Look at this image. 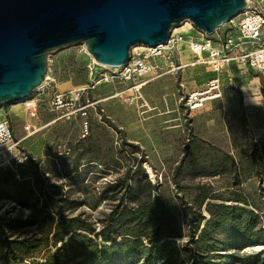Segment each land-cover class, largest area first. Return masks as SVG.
Listing matches in <instances>:
<instances>
[{
	"label": "rangeland",
	"instance_id": "1",
	"mask_svg": "<svg viewBox=\"0 0 264 264\" xmlns=\"http://www.w3.org/2000/svg\"><path fill=\"white\" fill-rule=\"evenodd\" d=\"M257 1L264 10V0ZM226 24L219 29L228 31ZM196 32L190 35L195 36ZM137 47L136 52L148 51ZM185 55L189 57L185 63L190 66L182 75L155 73L139 92L132 90L128 83L102 84L100 87L113 85L116 89L112 87L104 93L105 97L99 96L102 101L87 109L86 119L77 114L71 120H63L57 117L61 114L49 112L51 98L88 84V67L92 63L85 46H66L50 57L47 84L33 96L42 107L43 118L38 127L45 126L36 136L25 138L21 103L0 107V114L10 112L18 141L34 158L33 163L20 166L16 171L0 163V217L5 225L11 224L5 227V235L14 242L28 240V244L35 247L29 256L12 264H44L54 252L50 242L49 211H41L46 199H68L71 207L67 208L68 215L81 216L100 229V221L123 195L119 193L115 197V191L107 194L105 191L110 184L123 181L129 170L133 176L138 161H142L150 181L157 183L163 194L179 208V226L183 234L180 242L189 239L182 200L194 204L201 187L206 188L210 198L231 197L234 188L227 166L225 172L219 174L212 161L220 156L225 158L219 150L233 153L238 148L244 151L251 140L264 141V78L251 71L245 73V81L238 79L231 85L227 75L222 74L226 86L223 99L190 112L183 98L186 93L202 88L197 75L202 73L205 79L204 72L210 68L197 63L191 51ZM107 70L108 67H97L99 73ZM210 73L207 81L212 77ZM99 94L102 93L97 90L96 99ZM146 166L152 168L154 181ZM242 187L253 201L263 202L258 179H249ZM38 215L46 217L47 222L38 224ZM238 253L240 257L250 254H263L264 257V245L255 242ZM210 261L217 264L239 262L228 256ZM118 263L128 264L116 260L105 264Z\"/></svg>",
	"mask_w": 264,
	"mask_h": 264
},
{
	"label": "trees",
	"instance_id": "2",
	"mask_svg": "<svg viewBox=\"0 0 264 264\" xmlns=\"http://www.w3.org/2000/svg\"><path fill=\"white\" fill-rule=\"evenodd\" d=\"M246 147L233 153L219 150L225 158L212 161L219 174L227 166L234 188L231 197L210 198L206 188L201 187L194 204L182 200L189 231L185 243L180 242L183 234L179 208L157 183L150 181L142 161L135 165L133 176L129 170L123 181L108 186L105 194L115 191V197L123 195L100 221V229L81 216L68 215V199H46L41 211H49L54 252L44 264H105L109 260L128 264H217L211 258L225 256L238 264H264L263 254L238 255L252 243L264 245V200L253 201L242 187L245 181L258 179L264 199V141L251 140ZM46 222V217L38 215V224ZM6 226L11 224L5 225L0 217V264L19 262L35 248L25 239L10 241L5 235ZM222 251L226 254H220Z\"/></svg>",
	"mask_w": 264,
	"mask_h": 264
},
{
	"label": "water",
	"instance_id": "3",
	"mask_svg": "<svg viewBox=\"0 0 264 264\" xmlns=\"http://www.w3.org/2000/svg\"><path fill=\"white\" fill-rule=\"evenodd\" d=\"M246 0H0V107L24 102L46 82L50 57L84 43L99 65L119 68L134 46L166 45L190 21L213 35Z\"/></svg>",
	"mask_w": 264,
	"mask_h": 264
},
{
	"label": "built area",
	"instance_id": "4",
	"mask_svg": "<svg viewBox=\"0 0 264 264\" xmlns=\"http://www.w3.org/2000/svg\"><path fill=\"white\" fill-rule=\"evenodd\" d=\"M246 1L247 7L244 12L226 24L228 31L218 29L209 36L191 22L189 32L176 33L173 29L166 45L150 48L145 53L132 49L129 62L119 68L108 67L109 70L99 73L97 71L99 64L92 59L88 67L89 83L78 89L55 94L50 100L49 112L54 115L61 114L57 117L63 120H71L77 114L86 119L87 109L102 101L95 98V92L102 84L128 83L132 90L139 92L155 73L182 75L183 70L190 66V63L182 61L183 52L187 48L196 56L197 63L207 65L214 73L201 89L185 94L184 105L190 112L223 99L225 85L221 75L225 70L227 80L232 85L237 82L238 77L234 75L233 67L243 73L254 71L264 78V10L258 6L257 0ZM195 30L196 35L191 36L190 32ZM47 81L48 79L44 86ZM181 86L185 88L183 84ZM23 105L29 121H23V113H20L22 128L26 133L25 138L28 139L36 136L38 130L45 126L38 127L43 118L38 99H33L32 96L25 100ZM10 117L9 111L0 114V163L16 171L17 167L24 166L34 158L18 141ZM87 124L85 121L86 128Z\"/></svg>",
	"mask_w": 264,
	"mask_h": 264
},
{
	"label": "bare ground",
	"instance_id": "5",
	"mask_svg": "<svg viewBox=\"0 0 264 264\" xmlns=\"http://www.w3.org/2000/svg\"><path fill=\"white\" fill-rule=\"evenodd\" d=\"M192 27V24H191V22L190 21H186V22H184L180 27H176V28H174V30L176 31V33H181V32H189L190 31V28ZM78 45H82V46H85L84 45V43H79ZM141 47V49H143V50H149L150 49V47H145V46H140ZM138 47L137 46H134L132 49L133 50H135V49H137ZM186 52L187 53H189L190 54V50H186L185 51V54H186ZM88 53V52H87ZM184 53H183V56H182V60L184 61V63L189 59V57H188V55H185ZM88 55H90L89 53H88ZM91 56V55H90ZM101 65V64H100ZM101 66H103V65H101ZM103 67H106V66H103ZM205 78L207 79L208 78V76L206 75L205 76ZM112 87H114L113 85H106V86H102V87H100V89H98L101 93H105V92H108V91H110V89L112 88ZM115 88V87H114ZM107 101H108V99H107ZM22 105V112L21 113H23V115H27V114H25V111H24V105H23V102H20ZM38 131H41V130H38ZM146 168H147V170H148V172H149V174H150V177L152 178V180L154 181V178H155V176H154V173H153V171H152V168L151 167H149V166H146Z\"/></svg>",
	"mask_w": 264,
	"mask_h": 264
},
{
	"label": "crops",
	"instance_id": "6",
	"mask_svg": "<svg viewBox=\"0 0 264 264\" xmlns=\"http://www.w3.org/2000/svg\"><path fill=\"white\" fill-rule=\"evenodd\" d=\"M186 51V50H185ZM233 69H234V75H236V76H238L237 77V81H238V79H240L239 80V82H243V81H245V79H244V75H245V73H243V72H240V71H237L236 69V67H233ZM227 71L225 70L222 74L223 75H227V73H226ZM205 73V75H207L208 77H209V70H206V72H204ZM197 74H199V73H197ZM211 74V73H210ZM248 74H250V73H248ZM203 74L201 73L200 75H197V81L199 82V83H201L202 84V87H203V85H205V83L207 82V79L205 78L204 79V77H201ZM240 75V76H239ZM211 76H213V74H211ZM222 78L224 79V77L222 76ZM227 79V78H226ZM229 82V81H228ZM230 83V82H229ZM231 84V83H230ZM225 85V84H224ZM232 85V84H231ZM147 86V85H146ZM145 86V87H146ZM226 87V86H225ZM116 89V88H115ZM200 89V88H199ZM198 90V89H197ZM195 91V90H194ZM112 92V91H111ZM224 92H225V89H224ZM106 94V93H105ZM105 94L104 93H102V94H99V95H97L98 96V99H102V98H100V97H105ZM100 96V97H99ZM20 116H21V114H20ZM22 118H24V121H29V117H28V115H23L22 116Z\"/></svg>",
	"mask_w": 264,
	"mask_h": 264
}]
</instances>
